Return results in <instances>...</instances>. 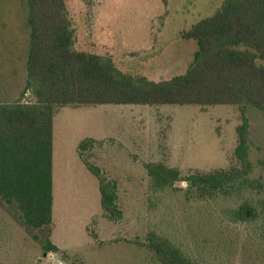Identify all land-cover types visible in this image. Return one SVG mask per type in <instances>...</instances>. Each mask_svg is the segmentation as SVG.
Wrapping results in <instances>:
<instances>
[{
	"label": "trees",
	"instance_id": "trees-1",
	"mask_svg": "<svg viewBox=\"0 0 264 264\" xmlns=\"http://www.w3.org/2000/svg\"><path fill=\"white\" fill-rule=\"evenodd\" d=\"M23 4L25 79L19 91L0 86V202L15 205L32 229L54 223L55 121L65 108L236 107L240 122L227 169L195 174L180 188L179 170L162 161L144 164L148 209L161 219L134 243L160 264H264V158L252 160V149L261 148L247 113L251 105L264 117V0H224L214 15L179 32L178 40L197 49L184 73L162 81L123 73L112 59L76 49L67 0ZM28 93L32 100L25 102ZM102 144L87 138L78 154L97 178L104 218L118 222L124 212L117 182L85 154ZM6 234L0 231V251ZM44 250L60 252L51 236Z\"/></svg>",
	"mask_w": 264,
	"mask_h": 264
},
{
	"label": "rangeland",
	"instance_id": "rangeland-1",
	"mask_svg": "<svg viewBox=\"0 0 264 264\" xmlns=\"http://www.w3.org/2000/svg\"><path fill=\"white\" fill-rule=\"evenodd\" d=\"M224 0H67L77 32L76 49L110 58L126 74L153 81L186 71L197 46L178 40L179 32L210 17ZM23 0H0V86L19 91L25 79L28 29ZM28 93L24 101L30 102ZM251 135L264 158V117L249 105ZM236 107L104 105L63 109L55 121L54 223L32 229L15 205L0 202V254L4 264H160L138 246L160 215L149 211L144 164L162 161L179 170L180 188L190 177L227 169L236 146ZM87 138L102 140L88 152L118 185L123 218L111 222L101 210L97 178L81 161L78 148ZM60 252L47 253V238ZM95 236V237H94ZM94 237V238H93ZM96 238V239H95Z\"/></svg>",
	"mask_w": 264,
	"mask_h": 264
}]
</instances>
